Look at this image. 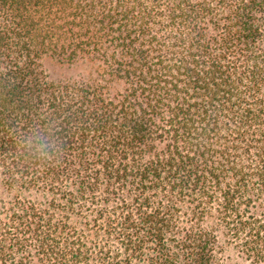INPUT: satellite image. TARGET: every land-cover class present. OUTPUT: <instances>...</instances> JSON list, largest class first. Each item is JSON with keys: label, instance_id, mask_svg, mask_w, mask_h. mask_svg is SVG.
Wrapping results in <instances>:
<instances>
[{"label": "trees", "instance_id": "obj_1", "mask_svg": "<svg viewBox=\"0 0 264 264\" xmlns=\"http://www.w3.org/2000/svg\"><path fill=\"white\" fill-rule=\"evenodd\" d=\"M227 249L264 264V0H0V263Z\"/></svg>", "mask_w": 264, "mask_h": 264}, {"label": "rangeland", "instance_id": "obj_2", "mask_svg": "<svg viewBox=\"0 0 264 264\" xmlns=\"http://www.w3.org/2000/svg\"><path fill=\"white\" fill-rule=\"evenodd\" d=\"M46 67L50 72L52 73L55 72V74L57 75H66L67 73L73 74V72H75L72 71L71 69L60 67L54 62H48L46 64ZM221 260L223 264H249L247 261L242 260L236 253L232 252L231 250L227 251L222 256Z\"/></svg>", "mask_w": 264, "mask_h": 264}]
</instances>
